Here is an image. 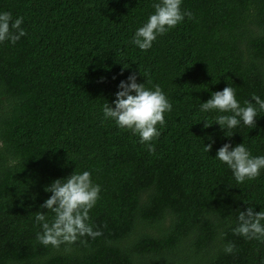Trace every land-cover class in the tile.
I'll use <instances>...</instances> for the list:
<instances>
[{"label":"trees","instance_id":"trees-1","mask_svg":"<svg viewBox=\"0 0 264 264\" xmlns=\"http://www.w3.org/2000/svg\"><path fill=\"white\" fill-rule=\"evenodd\" d=\"M157 2L0 0L27 32L0 44V264H264V243L232 231L240 211H264V169L239 184L216 158L229 143L264 156V112L228 137L215 124L227 113L201 111L228 86L242 107L264 99V0H183L193 19L143 51L131 41ZM133 73L173 106L154 154L103 115ZM84 171L101 187L88 223L103 234L44 246L45 188Z\"/></svg>","mask_w":264,"mask_h":264},{"label":"clouds","instance_id":"clouds-1","mask_svg":"<svg viewBox=\"0 0 264 264\" xmlns=\"http://www.w3.org/2000/svg\"><path fill=\"white\" fill-rule=\"evenodd\" d=\"M182 3L183 0H159L154 3L155 13L135 32L131 43L147 51L159 36L182 23L186 16L193 19L190 11H182ZM23 23L22 16L14 19L11 12H0V44L10 41L15 45L26 36ZM119 89L115 94L114 107L108 102L104 103V118L112 119L120 129L138 135L140 142L147 145L148 150L154 154L155 146L152 142L161 135L158 126H166L165 114L172 111V104L158 84L147 88L145 83L137 82L135 73L130 75L127 81H121ZM244 104L242 107L235 89L228 86L222 91L214 92L211 99L202 103L201 111L227 113L218 115L215 124H219L222 130H227L226 136L232 137V130L237 128L241 121L248 128H256V118L259 113L264 112V99L256 94ZM212 125L206 121L204 127ZM211 149L212 144L205 145V151L210 152ZM216 158L232 170L239 184L256 180L261 174V169H264V156L253 157L244 143L234 148L230 143L224 144L218 149ZM45 191L52 195L40 207L48 209V213L54 215L49 221L44 212L35 213V219L42 227V232L37 234V240L41 244L59 248L62 244H74L81 237L95 239L103 234L102 231H94L88 223L90 210L100 199L101 192L100 185L93 183L90 172H74L65 179H56ZM238 221V226L232 229L234 235L264 243V211L257 212L254 207L249 206L246 211L239 212ZM224 250L232 254L235 245L228 243Z\"/></svg>","mask_w":264,"mask_h":264}]
</instances>
